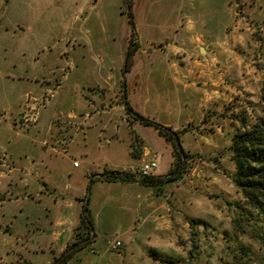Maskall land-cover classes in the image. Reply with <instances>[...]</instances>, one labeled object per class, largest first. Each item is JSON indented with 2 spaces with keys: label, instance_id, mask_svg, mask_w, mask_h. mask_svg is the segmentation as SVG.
<instances>
[{
  "label": "crops",
  "instance_id": "0c3cea01",
  "mask_svg": "<svg viewBox=\"0 0 264 264\" xmlns=\"http://www.w3.org/2000/svg\"><path fill=\"white\" fill-rule=\"evenodd\" d=\"M80 1L91 3V8L102 0ZM119 1L124 6L128 0ZM159 1L135 0L133 30L120 15L100 18L102 37L96 47L94 42L92 49L83 50L73 43L70 62L61 50L60 63L22 70L19 75L30 85L20 86L15 102H0V113L19 116L28 94L40 95L55 80L59 88L69 85L67 91L52 94L38 124L22 130L14 121L2 124L4 130L23 136L22 148L31 150L24 152L27 162H16L12 171L16 198L4 211L2 228L6 242L30 264H50L79 240L76 229L86 207L92 228L82 231L83 245L66 264H163L164 258L183 257L192 227L200 229L201 222L191 223L190 218L210 223L202 215L207 210L212 218L220 216L207 196V181L200 178L202 168L196 175L197 166L192 173L158 184L144 182L138 174L129 179L104 174L136 171L155 158L152 175L169 172L171 143L152 125L130 116L128 107L174 130L204 124L207 108L221 96L214 87L223 79L218 69L248 61L237 54L238 39L253 30L249 21L264 20V0H240L241 11L239 0H168L173 15L167 21ZM74 34L79 42L72 30ZM132 44L136 51L127 70ZM73 57L79 60L74 63ZM189 136L200 150L206 144L202 134L190 129L181 140ZM208 143L213 153L219 147ZM21 145L8 138L4 149L13 157L11 151ZM100 156L106 162L97 161ZM214 179L210 184L219 186ZM111 233L117 236L109 242ZM116 240L122 242L119 250L112 248Z\"/></svg>",
  "mask_w": 264,
  "mask_h": 264
},
{
  "label": "rangeland",
  "instance_id": "374dc122",
  "mask_svg": "<svg viewBox=\"0 0 264 264\" xmlns=\"http://www.w3.org/2000/svg\"><path fill=\"white\" fill-rule=\"evenodd\" d=\"M8 1L0 0V102L11 98L15 102L19 99L20 86L29 83L25 76L19 75L22 70L29 69L31 72L32 69L36 71V69L60 63L61 50H65L64 59L70 62V49L73 43L74 46L83 50L92 49L94 42L96 47L99 38L102 37L100 18L110 19L120 15L127 21L130 29H134L135 0L123 1L124 6L119 0H102L97 6L91 8L89 5L91 3L87 4L84 1L82 3L80 0H10V5ZM169 2L162 0L157 5L167 15L165 21L173 15V2ZM237 7L241 11L240 0ZM156 9L157 7L154 10L157 11ZM83 16H87V20L83 21ZM253 22L249 21L253 30L239 38L240 41L237 44L240 46L237 54L239 53L248 61L241 60L233 67L218 69L224 73L223 79L220 85L214 87L219 93L221 92V96H216L214 98L216 100L213 101L215 104L207 108L203 118L204 124L194 122L188 127L202 134L206 144L201 145L200 150L195 138L189 136L184 142L180 140L182 146H188L187 149L193 151L190 153L187 172L192 173L197 166V175L202 168L200 178L207 181V196L212 198V206L217 214L220 213V216L212 218L209 210L202 211V215L210 219V223H201L199 230L192 227L189 244L183 252V257L164 258L163 264H257L264 258V222L257 209L247 202L243 189L234 180L236 168L231 150L233 135L241 127L244 119H254L263 113L264 20ZM72 30L78 33L79 42H76V34H74L75 37L71 35ZM135 51V44H132L128 54L127 70L131 67ZM77 60L79 59L73 57L74 63ZM31 74L29 73V78ZM213 78L219 81L218 76L214 75ZM33 81L35 82L36 79L33 78ZM60 82L66 83L62 78ZM64 83L63 86L66 87ZM58 85L59 80H55L49 85L50 88L40 95L28 94L19 116L17 113L14 115L0 113V264H30L20 251L12 249L6 242L8 235L3 234L6 230L2 228L5 224L3 223V215L6 214L4 211L13 207L12 202L16 198L13 191L15 180L12 179V171L20 162H27L24 152H31V150L22 148L23 136L16 135L15 131L13 134L11 130H4L2 124L14 121L19 130L38 124L40 110L47 106L57 91L60 89L67 91L69 88L68 85L65 90ZM220 99H222L221 102ZM130 116L133 115L130 114ZM8 138L9 142L22 143L19 150L11 151L13 157H10L7 149H4ZM208 141L219 144L214 153ZM100 158L101 162H106L101 156L97 161ZM193 159L196 161L194 162ZM155 160L158 162L157 158ZM175 160L173 151L172 165ZM129 172H131L130 175L137 174L135 171ZM108 173L109 171L104 175H109ZM214 176L213 182L218 183L219 186L210 184V179ZM207 206L211 205L207 204ZM248 211H252V214H248ZM78 233H82V230H78ZM113 234L108 236L109 242L116 239L117 235ZM80 235L76 234L75 238L79 237L81 241L80 237L85 236ZM76 242L77 240L72 243ZM72 243H69L63 254L70 252L69 248L74 246ZM74 252L76 251L73 250ZM14 257L16 260L12 261ZM55 259L50 264L56 262Z\"/></svg>",
  "mask_w": 264,
  "mask_h": 264
},
{
  "label": "trees",
  "instance_id": "16d2710c",
  "mask_svg": "<svg viewBox=\"0 0 264 264\" xmlns=\"http://www.w3.org/2000/svg\"><path fill=\"white\" fill-rule=\"evenodd\" d=\"M128 67L129 63H127V68ZM262 97L263 113L254 119H244L241 127L237 129L233 135L231 150L232 159L234 160L236 168L234 180L237 185L243 189L247 202L257 209L258 214L262 216V221L264 222V91ZM128 112L135 118L141 119L145 124L152 125L156 128L162 136L172 143L174 155L176 157L175 163H173L167 174L158 177L150 175L141 177L140 179L147 183L158 184L163 181H172L182 177L183 174L187 172V166L191 155L190 152L183 149L180 140L181 134L189 129L184 128L182 130H174L150 117L134 111L130 106L128 107ZM130 173L131 172L127 170H115L112 172L110 171L107 176L110 179H129L136 175V173H133L134 175H130ZM247 213L252 214V211H248ZM190 219L191 223H194L195 221L204 224L206 223L203 220L198 221V219ZM233 220L235 223V219ZM91 228L92 222L89 215V209L86 207L82 215L81 223L76 229V234H82L78 233V230H86L87 232H90ZM79 243H81L80 240L76 243H72L74 246L69 248L68 251L70 252H67L66 254L62 253L55 259L56 262L53 264H66L72 257L73 250L76 251L81 247ZM257 264H264V258H262Z\"/></svg>",
  "mask_w": 264,
  "mask_h": 264
},
{
  "label": "built area",
  "instance_id": "2783aa9c",
  "mask_svg": "<svg viewBox=\"0 0 264 264\" xmlns=\"http://www.w3.org/2000/svg\"><path fill=\"white\" fill-rule=\"evenodd\" d=\"M75 164H77V161H75ZM158 162L156 160H149L146 161L138 170H136L135 172H137V174L140 177H146V176H150L153 174V170L157 167ZM122 242L120 240H116L113 244H112V248L113 249H118L121 246Z\"/></svg>",
  "mask_w": 264,
  "mask_h": 264
}]
</instances>
